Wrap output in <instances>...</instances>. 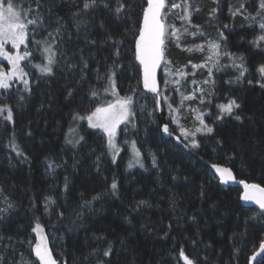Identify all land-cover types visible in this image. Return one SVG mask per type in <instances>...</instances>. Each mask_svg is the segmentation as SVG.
Masks as SVG:
<instances>
[{
    "label": "trees",
    "instance_id": "obj_1",
    "mask_svg": "<svg viewBox=\"0 0 264 264\" xmlns=\"http://www.w3.org/2000/svg\"><path fill=\"white\" fill-rule=\"evenodd\" d=\"M241 2L251 15L231 16L230 6L234 11ZM128 3L133 9L129 18L108 22L114 39L123 41L121 56L116 58L112 42H104L105 33L98 27L103 14L94 21L96 27L88 26L89 38L97 43L86 44L83 29L78 33L70 20L71 13L77 6L82 7V3L57 0L54 11L68 24L62 45L67 60L61 58L55 75L50 77L41 78L31 68V93H7L0 98V102L13 109L11 122L4 119L6 113L0 114V207H6L5 197L14 205L7 218L0 219V237H3L0 264L22 261L39 264L28 244L35 239L31 227L37 216L41 218L49 250L57 264H98L100 260L110 264H183L178 258L181 246L200 264H249L250 255L264 238L260 217L250 219L260 212L243 203L237 185L222 186L210 169V164H223L232 169L236 179L264 187V88L256 83L260 79L256 69L264 64V49L251 43L261 32L258 26H248L252 24L249 19L255 15L258 0H219L218 5L213 0L195 1L201 12L194 14L193 22L201 26L205 35L190 36L184 44L220 43L223 51L243 56L249 71L240 83L228 84L226 81L235 79L236 70L213 69L210 93L214 94L208 97L212 102L208 103L207 99L201 106L203 111H208L205 120L215 133L211 137L197 135L201 146L191 151L178 142L181 140L173 129L171 136L163 131L167 121L164 106L158 107L155 96L141 88L134 39L127 30L137 26L145 0H128ZM214 7L219 11L209 17ZM47 8L45 3L43 10ZM220 31L226 40H220ZM166 45V58L177 66L196 59L171 42ZM81 49L89 60V70L86 79L77 84L79 68L73 73L66 64L78 63ZM116 59L119 62L117 91L124 96L131 94L130 89H137V94L132 123L120 128L117 145L121 151L113 164L103 133L88 128L87 121L73 123L72 113L84 114L95 106L89 103L90 85L100 88L102 101L114 99L103 93L106 82L97 80L95 69L99 68L103 76ZM39 62L37 54L34 63ZM160 84L162 87L161 77ZM69 88L75 89L71 100L66 99ZM20 95L24 96L23 101L19 100ZM229 99L241 105L238 110L241 121L228 116L222 121L215 119L216 105ZM70 128L77 129L75 138L85 137L76 147L66 143V136L72 135ZM13 141L23 156L13 151L10 143ZM124 141L136 142L144 168L135 165L128 169L132 151ZM153 155L157 167H153ZM49 162L53 163L52 170ZM66 176L67 191L64 190ZM173 176L177 177L175 181ZM113 178L119 186L115 195L110 188ZM98 193L102 194L99 200L82 207ZM47 195H52L56 203L45 213L42 201ZM141 200L148 201L151 207L141 206L136 211ZM173 201L175 208L171 206ZM61 212L63 218L59 216ZM109 244L113 252L103 257V250ZM94 249L99 251L93 254Z\"/></svg>",
    "mask_w": 264,
    "mask_h": 264
},
{
    "label": "snow or ice",
    "instance_id": "obj_2",
    "mask_svg": "<svg viewBox=\"0 0 264 264\" xmlns=\"http://www.w3.org/2000/svg\"><path fill=\"white\" fill-rule=\"evenodd\" d=\"M76 2V0H74ZM81 6H77V10L71 13L70 20L71 25L79 33L82 29L85 33L84 40L86 44L95 45L96 40L89 38L88 26L92 25L96 27L95 20L103 14L99 19L98 27L104 31V42L111 41L115 51L113 55L116 58L121 56L120 45L123 41H117L114 39L112 32H110L108 22L111 20L124 21L131 16L133 11L132 6L128 3V0H80ZM45 3L48 4V8L44 11ZM213 3L219 4V0H213ZM27 5V6H25ZM167 0H145L142 7L141 18L137 22V26L133 29H128L127 32H131L134 39V59L140 66V82L143 85V89L147 92L155 94L156 105L159 107L161 103H168L167 96H161L160 87L157 81L156 69L161 66V62L165 64L170 63L165 59V52L167 50L166 41L172 40L176 43L178 48L182 47L181 41L188 37L204 36V32L199 24L193 22L194 13L201 12L200 7H194L191 0H181L180 3H172L171 9H182L181 12L175 14V19L181 21L182 30L178 29L175 23L171 22L170 10L168 12L163 11L167 7ZM57 7V0H20L19 3L16 0H0V64L6 61V65L0 66V89L9 90L14 84L23 85L22 88L17 89V93L27 92L31 93L30 77L32 73L29 69L34 68L40 73V77L54 76L57 68L60 65V59L65 58L67 60V53L63 49L64 35L68 31V24L64 18L61 17L54 9ZM219 11L218 7L212 8L208 16L214 17ZM231 16L236 15H251L247 13V8L244 2L239 4V7L234 11L231 6L229 8ZM91 16L92 19L86 17ZM252 20L256 23L261 30V35L251 43L259 48L260 41H264V0H258L256 6L255 15L251 16ZM253 27L252 24L248 25ZM229 25H224V28H228ZM126 32V34H127ZM39 37V38H37ZM69 38L70 35H69ZM220 40H226L223 31L219 32ZM10 46V48L8 47ZM209 55L206 57L203 64L197 65V67H208V73L211 77L213 75V69L221 71L223 69L232 68L236 70L237 75L234 80L226 81L228 84L240 83L241 78L245 77V74L249 71L248 67L244 64L243 56H236L233 53L225 52L222 50L220 43L211 41L207 44ZM187 52H203L204 46H196L195 48H185ZM81 55L78 63L68 62L66 64L67 70L73 73L77 68L80 71V79L76 81L80 84L81 81L86 79V72L89 70V60L83 56V49L80 50ZM39 54L40 62L34 63ZM221 56H225L230 61L229 64L221 63ZM239 61V62H237ZM119 67L118 59L113 60L112 65L109 66L108 71L101 76L99 68L95 69L97 73L98 81H105L103 84V93L114 97L112 100H101V90L96 85H90L88 90L89 103L94 104V107L86 109L82 114L79 111L72 113V122L78 123L79 121H87V126L90 129L99 130L106 138V148L111 154V161L113 164L117 162V156L121 149L117 145L116 136L117 129L121 124L132 123L134 112V96L137 94V89H130V95L121 96L117 91L116 84V69ZM63 70V69H62ZM260 79L256 81L261 88H264V64H261L257 69ZM179 75L182 79L186 73L179 72L173 73ZM252 80H248L249 84H252ZM168 81H165V85H168ZM171 83L179 85L180 80H174ZM204 83H214V81L206 80ZM201 93V101H204L203 89H198ZM75 89L69 88L67 91L66 99L71 100L74 97ZM214 93H209V97ZM192 96H185L184 100L194 99ZM19 100L23 101L24 96L20 95ZM208 103H211V99H208ZM168 107L171 109L172 104L168 103ZM216 120L222 121L225 116L232 117L236 121H241L242 117L238 114V110L241 105L234 99H229L227 103L217 104ZM6 121H13V109L4 102H0V114H4ZM210 115V113H209ZM195 120L198 121V125L193 130L181 129V135L185 138L191 139V148L198 149L201 144L196 139L197 134L201 136L211 137L215 133L213 126L209 125L205 120L204 113H197ZM135 127V124H132ZM127 131V128L124 129ZM163 131L169 136L172 132L169 130L167 124L163 126ZM71 136H66V143L76 147L81 141L85 140L83 135L77 136V129L70 128ZM11 147L18 156H23V152L19 150L18 146L13 142ZM125 144H130L132 151V158L128 162V169H131L135 165L140 168H144L145 165L140 159L141 153L137 149L135 141H124ZM220 143V141H217ZM189 145H185L188 147ZM25 160L27 157H24ZM99 157L98 168H99ZM233 159V157H229ZM153 167H157L156 157L152 156ZM211 168L218 174L219 182L222 184H228L230 181L238 183L243 186V192L240 195V199L246 202H251L259 207L260 213L251 217L250 219H257L260 217V222L264 223V187L258 183H249L245 180H236L234 173L230 167L220 166L218 164H212ZM49 169H53V163L49 162ZM215 178V177H214ZM173 181L177 179L176 176L172 177ZM69 186V179L66 176L64 178V190L67 191ZM118 183L113 178L110 188L112 194L115 195L118 190ZM102 194H97L91 198V200L85 201L82 207L91 206L92 201L99 200ZM203 196V193H201ZM6 207H0V219H5L10 214V211L14 208L13 203L8 201L5 197ZM44 205L45 213L49 208L56 203V200L52 195H47L42 201ZM151 207L148 201L141 200L137 202L136 211L140 210V207ZM175 208V201L171 205ZM35 208V203H33ZM63 212L59 214L60 218H63ZM190 219L195 220V217ZM41 218L37 216L33 221L31 232L35 234L34 242L28 241L31 251L38 258L39 264H57V261L53 259L52 253L49 250L47 237L44 235V226L40 222ZM130 223V221H127ZM171 228V225H169ZM167 235V233L165 234ZM98 239H103L99 237ZM3 240V237H0ZM9 240H12L9 237ZM123 244V241H121ZM262 250L260 258L256 261V264H264V240H261L259 245ZM99 249H94L93 254L98 252ZM113 252L112 245L109 244L106 249L103 250V257H109ZM179 260L183 261V264H200V261L196 258H190L186 254L185 249L181 246L179 250ZM206 259V258H205ZM255 259V257H253ZM21 264H29V262L22 261ZM98 264H110V261L100 260Z\"/></svg>",
    "mask_w": 264,
    "mask_h": 264
},
{
    "label": "rangeland",
    "instance_id": "obj_3",
    "mask_svg": "<svg viewBox=\"0 0 264 264\" xmlns=\"http://www.w3.org/2000/svg\"><path fill=\"white\" fill-rule=\"evenodd\" d=\"M196 0H191V3L194 7H197L195 5ZM181 0H167V7L163 10L165 12H168L170 10L171 15V22L175 23L178 29L182 30V24L181 21L178 19H175V14L182 11V9H171L172 3H180ZM195 14V13H194ZM249 21L252 23V25L256 24L252 18L249 19ZM261 31V30H260ZM262 33L260 32L259 36ZM190 36L184 38L181 41L182 47L179 48L180 50L185 51L187 54L194 56L196 59H189L185 61L184 64L181 66L175 65L172 61L168 60L165 56V59L169 61L170 63L163 65V68L160 72V77L162 80V87L160 89L161 96H167L168 103L172 104V108L170 109L168 107V103H161L164 106L165 110V117L167 121L165 122L167 125H169V130H174V133L177 135V137L180 138L181 141L185 142L187 145L190 146L191 139L185 138L181 135V129L185 130H193L194 127L198 125V121L195 120V116L197 113H204L205 118L208 115V111H203L201 103H204L207 101L209 97V93L211 92V83H204L206 80L212 81V78L209 76L208 73V67H197V65L203 64L206 57L209 55L208 49H207V42L197 43L186 46L184 42L188 40ZM258 38V37H257ZM256 38V39H257ZM171 42L176 46V43L172 40L166 41V43ZM196 46H204L205 50L203 52H187L184 50L185 48H195ZM10 48V46H8ZM177 47V46H176ZM260 47L264 49V41H260ZM166 54V52H165ZM239 56V55H238ZM221 63H230L228 58L225 56H221ZM239 62V61H237ZM7 63V62H6ZM6 63L0 64V66L6 65ZM30 71V69H29ZM183 72L186 73V75L181 79L179 75H174L173 73H179ZM180 80V84L176 85L171 83L174 80ZM168 81V85H165V81ZM23 85L17 83L14 84L6 93H17V89L22 88ZM198 89H203V96L204 101H201V93L198 91ZM7 96V95H6ZM185 96H192L195 97L194 99L190 100H184ZM123 124H121L117 129V136L116 141L119 136L120 128ZM197 135H200L199 133Z\"/></svg>",
    "mask_w": 264,
    "mask_h": 264
},
{
    "label": "water",
    "instance_id": "obj_4",
    "mask_svg": "<svg viewBox=\"0 0 264 264\" xmlns=\"http://www.w3.org/2000/svg\"><path fill=\"white\" fill-rule=\"evenodd\" d=\"M134 50H135V48H134ZM136 63H137V65L139 66V64H138V62L137 61H135ZM163 65H164V61H162L161 62V66L160 67H158L157 69H156V76H157V81H158V84H159V87H160V89H161V84H160V72H161V70H162V68H163ZM140 67V66H139ZM141 71V70H140ZM141 88H142V90L144 91V92H146V93H148V94H151V95H154L155 96V94H153V93H151V92H147L146 90H144L143 89V85H142V83H141ZM161 106V105H160ZM159 106V107H160ZM165 125V123L163 124V126ZM178 142L186 149V150H188V151H191V147H185V145L186 144H184L183 142H181V141H179L178 140ZM215 164H217V163H215ZM211 165L212 164H210V169H211V171H212V173L215 175V177L218 179V174H216L215 173V171H214V169H212L211 168ZM218 165H220V166H225V165H223V164H218ZM219 180V179H218ZM237 181L238 180H241V179H236ZM246 182H248V181H246ZM249 183H254V182H249ZM222 186H231V185H237L240 189H241V193L243 192V186L242 185H239L238 183H235V182H233V181H230L228 184H222V183H220ZM243 203L245 204V205H248V206H253V207H255L259 212L261 211L260 209H259V207L257 206V205H255V204H253V203H251V202H246V201H243ZM263 240H264V238H263ZM261 243V242H260ZM260 245V244H259ZM261 249H260V247L258 246V248L250 255V257H249V264H254L259 258H260V253H261ZM253 257H255V259H253Z\"/></svg>",
    "mask_w": 264,
    "mask_h": 264
},
{
    "label": "flooded vegetation",
    "instance_id": "obj_5",
    "mask_svg": "<svg viewBox=\"0 0 264 264\" xmlns=\"http://www.w3.org/2000/svg\"><path fill=\"white\" fill-rule=\"evenodd\" d=\"M3 63H6V61H4ZM6 91L5 90H2L0 89V98L3 97V96H6Z\"/></svg>",
    "mask_w": 264,
    "mask_h": 264
}]
</instances>
